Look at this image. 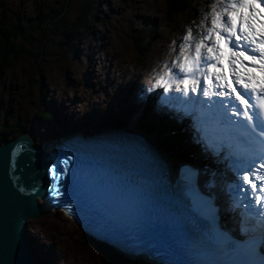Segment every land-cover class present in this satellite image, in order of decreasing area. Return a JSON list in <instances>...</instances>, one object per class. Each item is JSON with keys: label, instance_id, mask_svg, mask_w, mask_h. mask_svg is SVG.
<instances>
[{"label": "rangeland", "instance_id": "374dc122", "mask_svg": "<svg viewBox=\"0 0 264 264\" xmlns=\"http://www.w3.org/2000/svg\"><path fill=\"white\" fill-rule=\"evenodd\" d=\"M201 1L196 15L200 25L210 27L211 17L205 20V15L216 0ZM64 2L68 6L66 14L57 24L60 31L67 21L76 18L83 25L72 49L66 52L67 45L64 44L61 48L57 46L61 35H55V25H50L52 32L47 33V38L52 41L48 40L44 45L40 60H36L38 50L35 47H26L25 51L29 54L23 53L11 58L9 65L2 63L0 57V128H10L18 123L20 132L16 134L17 137L23 132H30L39 145L48 139L55 140L75 132L86 131L92 134L102 131L101 125L108 123L107 116L113 114L111 111L108 113L110 107H116L120 102L118 110L122 111L124 108L121 101L125 98V91L118 94L115 89L122 84V88H126L136 79L135 76H140L142 83L136 85L134 93L130 92L128 111L138 109L141 118L146 111L141 99L156 95L155 92H150V96L146 95L143 83H147L146 86L153 83V70L159 71L160 63L165 60L170 63L178 54L183 36V32L178 31L183 19L179 17L175 20L176 23H168L163 0H0V19L2 13L6 12L24 26L28 19L39 15V7L45 14L54 17ZM150 29L155 32L151 33ZM202 31L199 28L198 34ZM140 32H143L146 39L153 37V44L143 64L137 62L139 51L133 39ZM88 71L91 72L90 75L86 74ZM155 91L163 95L159 89ZM140 92L142 93L139 95ZM61 101L76 108L75 114H72L77 118L74 126L62 127L63 122H68L67 117L58 110L59 115L49 104L55 102L59 106ZM149 111L154 112V107ZM36 114H46L50 118L44 121L41 117L37 119L39 116L36 118ZM132 123L137 128L140 127V124L137 125L134 121ZM114 125L107 124L103 128L111 130L121 126ZM182 125L176 129L182 138L187 131L186 140L191 146L194 128L191 129L190 123ZM63 129L70 130L62 134ZM177 139L174 137V141ZM153 147L160 152L155 145ZM182 149L181 144L179 151ZM44 216L50 217L52 223L42 219V216L29 220L30 230L35 228L36 231L30 234L43 246L39 252L51 258L49 264H105L104 254L111 251L109 248L87 238L61 215L43 213ZM60 227L64 230H60ZM52 232L55 234L54 238ZM79 254L82 256L79 257ZM32 256L36 259V264H40L37 256Z\"/></svg>", "mask_w": 264, "mask_h": 264}, {"label": "snow or ice", "instance_id": "6c2138e0", "mask_svg": "<svg viewBox=\"0 0 264 264\" xmlns=\"http://www.w3.org/2000/svg\"><path fill=\"white\" fill-rule=\"evenodd\" d=\"M261 14L264 0H216L205 15V20L211 17L210 27L199 25L203 31L198 39L191 30L186 31L178 54L170 63H160L159 71L152 73L154 82L148 91L159 89L166 99L175 101L167 106L175 107L180 116L191 117L197 133L195 142L217 158L222 151L229 159L264 156ZM63 163L67 165L68 160ZM259 167H233L235 183L230 191L234 187L242 196L237 199L233 195L231 210H238L243 204L241 232L254 231L245 225L255 220L264 238V173L257 171ZM47 171L52 181L49 195L59 197L61 187L69 190L60 168L53 166ZM195 176L191 169L183 170L185 188L193 193L196 210L211 218L212 203L196 192ZM81 187L84 197L94 200L95 210L102 218L109 216L121 226L137 229L151 225L150 196L144 188L90 166L85 167ZM253 204L258 207L253 208Z\"/></svg>", "mask_w": 264, "mask_h": 264}, {"label": "bare ground", "instance_id": "6f19581e", "mask_svg": "<svg viewBox=\"0 0 264 264\" xmlns=\"http://www.w3.org/2000/svg\"><path fill=\"white\" fill-rule=\"evenodd\" d=\"M260 19L264 20V14H261ZM86 74L90 75L91 72L88 71ZM86 74H85V76H86ZM135 78L136 79H133L131 81V83L127 85L126 88H122V85H123L122 84L120 86V88L115 89V90H117L118 94L125 91L123 93L125 98L121 101V104H123L124 108L122 109V111L118 110L119 106H120V102H118V105L116 107H114V106H113L114 108L110 107L108 113L111 111V113L113 112V114H110L107 116L108 123L105 122L104 124H102L101 128L103 129V127L106 126L107 124L111 125L114 123H118V122L122 123L123 122L126 124L124 126H126L128 128V130L131 129L134 132L138 133L139 137H140V135L145 136L146 138H148L152 142V144H154L160 150V152L162 153L164 158H166L168 160V161L167 160L163 161V163H165V165H166V166H163V170L167 169V172H169L171 174L177 175V172L180 171V170H178V168H179L178 163L180 162V159L182 158V156H184V159H187V156H188V157L193 158L192 164L199 170L201 176H207L208 178H210L208 175H206L207 170H208V167H212L214 164L218 169H220L218 172V178L219 179H222L223 175L227 176L225 164L223 161V159H225V157L215 159L214 156H211L212 152L205 151V149L203 147L198 145L195 142L196 138H197V133L195 132V129H194L193 141H192L191 146H190V144L187 143V140H186L187 139V131H185V137L182 138L180 136L181 133H179L177 131L176 127L180 126V128H181L183 126L182 125L183 123H188V124L190 123L191 129H193L194 127H193L192 119L188 120L189 117H184V119L180 118L175 107L169 108L167 106L168 104L174 105L176 103L175 101H171V100L166 99L164 94L160 95V92H158V91H155V90L148 91L147 87L149 85L146 86L147 83H143L142 87L145 91V94L150 96V92L151 93L155 92L156 93L155 97H150L148 99L141 97L142 98L141 102L143 101V103H145V109H146V111L144 113H142L144 115L141 118H140L141 113H140V111H138V109L128 111V103H129L128 101L130 99V92L134 93L133 90L135 89L136 85L142 83L140 81V76H135ZM128 80H131V79H128ZM78 90L79 89H76V91H78ZM61 93L64 94V92H61ZM141 93L142 92H140L139 95ZM76 94H77V96H79V93H76ZM136 100L138 102L139 97ZM49 104L51 107H53L57 111V113L59 110L62 114H64L65 117H67L68 122L67 121L63 122L62 127H65L66 125L74 126L76 124L75 122L77 121V118H75V115L72 116V114L74 113L76 108H74L71 104H67L66 102L64 103V101L61 104H59V106L55 102H50ZM152 106L154 107V112L149 111L152 108ZM155 107H158V108H155ZM121 113H124V115H122ZM110 117H112V118H110ZM173 117H176V118L172 120ZM139 118H140V123L138 121ZM110 119H111V121H110ZM130 120H132V121H130ZM133 121L137 125L140 124V127L137 128L135 126V124L132 123ZM167 123H169V124H167ZM170 123H172L174 126H172ZM72 128L73 127H71V129ZM69 130L70 129H67V130L63 129L62 134L66 133ZM105 131L108 132V129H106ZM174 132H176V134H173ZM101 133L104 135L106 134V132H104V131H101ZM85 134L91 140H95L97 137L94 135V133L88 134L85 131ZM73 136H74V134L71 137H73ZM174 137H177L178 139L174 141ZM99 138H101V137H99ZM99 138H97V139H99ZM57 139H60V137ZM56 141H57L56 139L55 140L48 139V141H45L42 144V147L44 148V150L47 153H52V148H54L55 144L57 143ZM101 141L102 140H100V144H101ZM181 144L183 145V149L181 151H179V145H181ZM139 145L142 146L143 144H139ZM174 145H176V147H174ZM147 146H150L152 151H153V147L151 144H149V142H148ZM147 146H145V147H147ZM144 156H145V161L147 160V162H149L154 167V169H156L157 171L160 172V167L157 164H155V162L153 161V159L151 157L148 156V153H146ZM207 158H208V160L206 162H204ZM211 159L213 160V162ZM252 164L254 165V163H252ZM151 172H153V171L151 170ZM155 174H158V172ZM208 174H210V173H208ZM213 179H215L214 175H213ZM146 182L148 184H151L152 180L150 178H148L146 180ZM222 191L223 190H221L220 188L218 189L219 198L221 200L225 201L226 198H225V195H223ZM43 201H44V199H42V198L38 199L40 207L42 206ZM58 203H59V201L57 202L56 205H58ZM174 206H175V204H172L170 207H174ZM50 207L54 208V204L51 203ZM38 216H42V219L44 218V219H46V221L51 222L50 217H45V216L43 217L42 212ZM46 216H49V215H46ZM214 216H215V214H214ZM211 219H214L213 216L211 217ZM30 220H33V219H30ZM30 223H31V221H28V225H27L28 232H29V235L27 234V236H29L28 241L31 244L28 246L29 250H31L32 255L37 256L38 263L49 264L51 261V258L49 259V257L47 255L43 254L42 252L41 253L39 252V249L43 248V246L38 244L37 239L33 238V234L36 231H35V228H34V230H30ZM215 228L217 230V223L216 222H215ZM60 230H64V228L60 227ZM217 232H218L219 238H222L221 230L218 229ZM30 233H33V234H30ZM52 234L51 235L54 238L55 234L53 232H52ZM256 243H257V241H255L254 244H256ZM243 247L244 246H241V249H239V251H243L245 249ZM251 247L252 246H250L249 248H251ZM45 256H46V258H45ZM80 256H82V255L79 254V257ZM35 260L36 259L34 258V261ZM35 263H37V262L35 261Z\"/></svg>", "mask_w": 264, "mask_h": 264}, {"label": "water", "instance_id": "95a60500", "mask_svg": "<svg viewBox=\"0 0 264 264\" xmlns=\"http://www.w3.org/2000/svg\"><path fill=\"white\" fill-rule=\"evenodd\" d=\"M54 149L52 155L47 153L30 132L0 145V264H36L27 225L42 212L38 199L52 183L47 169L62 166L63 149L59 145Z\"/></svg>", "mask_w": 264, "mask_h": 264}, {"label": "trees", "instance_id": "16d2710c", "mask_svg": "<svg viewBox=\"0 0 264 264\" xmlns=\"http://www.w3.org/2000/svg\"><path fill=\"white\" fill-rule=\"evenodd\" d=\"M166 4V21L168 23H176L175 20L181 17L183 19L181 26L178 27V31L183 34L191 30L194 36H199L198 16L196 15L197 7L201 4V0H163ZM68 3L64 2L62 8L59 10L56 16L51 17L50 14H45L43 9L39 7V15L37 17L28 19L26 24L22 26L18 19L7 15L6 12L2 13V19H0V57L4 64L9 65L11 58L19 56L23 53L25 55L29 52L25 51L26 47H35L38 50L36 60H40L43 57L44 45L48 40L47 33L51 31L50 25H55L53 33L55 35H61L59 46L67 45L66 52L72 49V46L78 41V36L83 28L79 18L72 21H67L63 25L62 31L58 27L62 17L66 14ZM7 15V16H6ZM177 28L175 29V31ZM151 33L155 31L150 29ZM52 32V31H51ZM58 33V34H57ZM138 34V33H137ZM153 35V34H152ZM136 47L139 51L137 57L138 64H143L152 46L153 37L146 39L143 32L140 35L133 37ZM52 41V40H51ZM37 116H39L37 118ZM44 119L46 121L50 117L46 114H36V118ZM18 123L14 124L10 128H0V145L5 141L12 138H16L20 132ZM17 134V135H16ZM105 264H136L129 259H126L113 251H107L105 254Z\"/></svg>", "mask_w": 264, "mask_h": 264}]
</instances>
